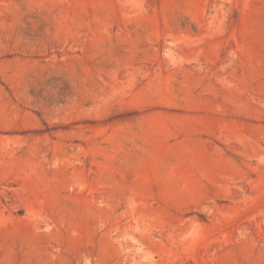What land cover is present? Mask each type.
I'll list each match as a JSON object with an SVG mask.
<instances>
[{
    "label": "rangeland",
    "instance_id": "obj_1",
    "mask_svg": "<svg viewBox=\"0 0 264 264\" xmlns=\"http://www.w3.org/2000/svg\"><path fill=\"white\" fill-rule=\"evenodd\" d=\"M0 264H264V0H0Z\"/></svg>",
    "mask_w": 264,
    "mask_h": 264
}]
</instances>
